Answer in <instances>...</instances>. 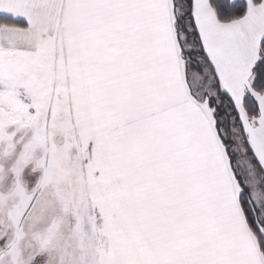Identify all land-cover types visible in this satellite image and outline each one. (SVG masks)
I'll return each mask as SVG.
<instances>
[{
	"label": "snow or ice",
	"instance_id": "1",
	"mask_svg": "<svg viewBox=\"0 0 264 264\" xmlns=\"http://www.w3.org/2000/svg\"><path fill=\"white\" fill-rule=\"evenodd\" d=\"M0 264H264V0H0Z\"/></svg>",
	"mask_w": 264,
	"mask_h": 264
}]
</instances>
